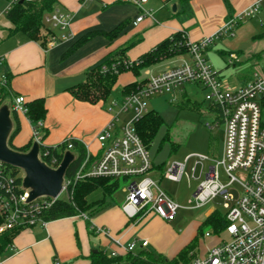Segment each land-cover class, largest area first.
Here are the masks:
<instances>
[{
    "label": "crops",
    "instance_id": "obj_1",
    "mask_svg": "<svg viewBox=\"0 0 264 264\" xmlns=\"http://www.w3.org/2000/svg\"><path fill=\"white\" fill-rule=\"evenodd\" d=\"M254 1L230 0L229 10L226 0H190L192 14L188 15L177 0H147L143 6L149 14L135 24L141 10L131 0H58L56 8L72 16L68 36L63 38L62 32L43 29L44 38L33 40L22 31H13L15 26L6 15L13 0H0V87L5 76L12 93L23 95L26 103L44 99L47 107L43 121L45 131L42 132L45 145L55 146L74 138L98 158L101 155L98 134L114 117L108 110L110 102L115 99L113 92L119 91L117 99L122 98L124 86L136 80L127 74L132 73L134 77L133 72H122L106 102L83 101L73 94L71 88L86 79L89 67L119 49L125 50L120 54L128 60L136 61L177 32H184L191 41L209 37L225 24L231 14L240 13ZM174 5L176 10L172 8ZM124 21H128V25L115 39L99 34L63 57L87 32L111 31ZM53 35L57 37L54 43L51 41ZM221 46V55L225 52L227 57L230 52H235L239 56L233 66L245 63L260 70L264 61V10L242 21L233 36L221 41ZM211 50L212 46L206 53L208 60ZM251 75L238 76L239 84ZM11 101L12 97L8 96L9 105ZM18 118L21 128L13 138V144L22 147L33 138V123L26 114H19ZM72 152L77 155L76 150ZM103 209L101 214L99 212L91 218V224L75 215L49 221L45 227H23L12 241L11 246L15 250L9 248L0 258L2 264H90V255L98 250L126 255L128 252L115 239L124 245L133 239H148V249L172 258L197 235L201 225L194 236L190 226L177 234L171 231L173 221H165L154 213L131 221L121 207ZM92 224L110 229V235L94 232ZM161 229L166 232H159ZM222 241L226 240L207 228L200 237L196 256L206 255L210 248ZM139 249L143 248L136 250Z\"/></svg>",
    "mask_w": 264,
    "mask_h": 264
},
{
    "label": "built area",
    "instance_id": "obj_2",
    "mask_svg": "<svg viewBox=\"0 0 264 264\" xmlns=\"http://www.w3.org/2000/svg\"><path fill=\"white\" fill-rule=\"evenodd\" d=\"M18 1L36 0H13L12 4ZM131 1L141 10L135 21L137 24L149 14L143 6L147 0ZM262 10L264 0H255L240 13L229 17L215 34L198 41H191L187 37L184 44L187 53L176 55L171 68L163 72H156L153 68L147 70L149 73L142 85L123 94L122 98L112 100L108 110L114 117L97 137L101 155L95 158L86 148V156L74 176L65 178L63 192L68 196L65 200H70L69 188L79 180L124 178L129 181V185L126 188V201L121 208L129 220L135 221L154 213L165 221H174L181 206L160 186L159 180L151 177L157 165L138 132L137 123L150 110L148 100L151 97L163 96L170 103H178L187 97L186 85L195 84L204 91L205 108L212 116V121L207 122L206 126L213 129L223 124L222 156L220 159H211L205 154L188 155L183 162L169 163L164 178L179 182L185 175L188 180L204 176L193 193L191 205L186 208L202 207L221 196L227 211L225 216L228 224L225 230L230 240L213 246L206 255L195 256L189 264H264V72L255 70L247 81L233 85L224 78L221 71L212 67L206 57V52L216 39L233 36L239 23ZM71 22V14L59 8L46 13L43 18L44 29L51 32L52 28H57L63 33V38L68 36ZM51 38L53 43L57 40L55 35ZM226 59L229 65H235L239 56L230 52ZM132 63L130 60L124 61L125 65ZM101 70L104 73L112 71L120 74L117 64L111 67L104 65ZM6 81L3 76L1 83ZM10 107L19 114L28 111L23 95L15 96ZM130 111L133 117L121 124V113ZM43 128V121H39L37 127L33 126L34 141L40 143L39 157L50 167L57 168L61 161L58 162L51 149L40 139ZM66 142L67 150L73 151L75 144L71 138ZM193 157L195 162L189 173L186 165ZM210 159L214 164L207 166L206 162ZM5 166L0 161V210L5 218L0 225V233L15 226L45 227L49 221L43 218V213L60 197H39L29 202V190L23 188V173L18 189ZM220 167L228 177L227 183L220 179ZM198 168L199 176L196 175ZM79 215L89 219L86 213ZM91 230L106 235L111 233L110 229L94 224ZM115 242L126 252L149 246L148 239H133L125 245L119 239H115ZM110 254L119 255L117 251Z\"/></svg>",
    "mask_w": 264,
    "mask_h": 264
},
{
    "label": "trees",
    "instance_id": "obj_3",
    "mask_svg": "<svg viewBox=\"0 0 264 264\" xmlns=\"http://www.w3.org/2000/svg\"><path fill=\"white\" fill-rule=\"evenodd\" d=\"M183 3L185 10L192 14L190 0H180ZM227 5L230 8V0H226ZM58 4V0H36V1H18L13 3L7 10L8 19L14 24V32L22 31L27 34L33 40L43 39V35L40 37V33L44 29L43 18L46 13L52 12ZM232 16V14H231ZM128 25V21H124L117 25L111 31L93 30L83 35L64 55L68 56L76 49L87 43L95 36L102 34L109 39H115ZM240 25V23H239ZM238 25V26H239ZM187 35L184 32H177L171 37H168L157 45H155L150 51L143 54L136 61H133L131 65H125L124 61L128 60L125 56L120 54L124 53V49H119L112 54L107 55L103 59L99 60L95 64L89 67L86 79L71 88L73 94L80 100L89 102L107 101L113 92L118 75L112 71L104 73L101 69L104 65L111 67L113 64H117L120 69V74L125 71H131L137 77L141 76L144 72L151 69L153 66L159 64L163 59H168L173 56L187 53V48L184 45ZM226 55L225 52H222ZM145 79L139 81L136 80L124 86L123 94L129 93L134 89H137L139 85H142ZM8 96L12 97V101L16 95L12 93L11 85L9 81L1 84L0 87V106L7 103ZM183 105V106H182ZM182 107H196L199 109L198 103H193L189 98H186ZM11 106V105H10ZM28 111L27 117L33 123V126H38L39 121H44L47 116V107L44 99H35L29 103H26ZM19 113L12 111V119L14 122L13 132L9 138V145L19 151L26 152L33 144V138L26 145L17 147L13 144V138L20 131V121L18 118ZM165 124V119L155 110L150 109L137 123V129L141 138L149 149L153 143L157 132ZM45 131V128H43ZM169 138L167 133L164 139ZM75 144L77 151L76 160L69 167L66 178L74 176L81 163L86 156V146L77 139L71 138ZM66 141L55 146L46 145L51 149L53 155L58 159V162L62 161L64 153L67 150ZM172 148L177 149V145L173 144ZM73 150V151H74ZM162 168L163 166H157ZM6 171L11 175L15 187L21 184L22 177L21 171L17 168L5 166ZM119 179L114 178H90L79 180L72 184L69 188L70 200L59 198L54 204L43 213V218L47 221H52L60 218L72 217L81 213L94 214L100 211L106 205V195H113L119 188ZM18 188V187H17ZM19 189V188H18ZM101 189L104 192V197L93 202H88L87 197L94 191ZM4 215L0 210V225L4 222ZM91 224V223H90ZM228 222L225 215H222L217 209L214 210L199 226L197 235L183 247L176 256L169 258L163 253H159L156 250L144 248L135 251L128 252L126 255L111 256L104 250H98L90 255V264H189L196 256V251L199 247L200 237L204 234L205 228L211 229L213 232L220 234L227 226ZM24 226H15L7 229L5 232L0 233V258L9 249L12 241L16 235L23 229Z\"/></svg>",
    "mask_w": 264,
    "mask_h": 264
},
{
    "label": "rangeland",
    "instance_id": "obj_4",
    "mask_svg": "<svg viewBox=\"0 0 264 264\" xmlns=\"http://www.w3.org/2000/svg\"><path fill=\"white\" fill-rule=\"evenodd\" d=\"M177 3L182 2L177 0ZM185 11L188 13V15H190L189 11ZM52 30L54 32L56 31V33L60 32V30L57 28H52ZM41 35L42 33H40V37ZM228 37L231 36H222L221 38L215 40L214 44L212 45V50L209 51L211 52L209 54V62L215 70H220L222 72L224 78L230 84L238 85V76H244L245 74L251 75L256 69L255 67H251V65H247L245 63H240L237 66L228 64L226 56L221 55L219 51L222 48L221 41ZM176 58L177 56L172 57V59H163L159 64L153 66L152 68L156 72L166 71L172 67V61ZM263 64L264 61L260 64V71L262 72H264ZM148 73L149 72H144L139 77H133L132 73L127 72V74L133 78V80L135 79L139 81L143 80L148 75ZM186 90L187 97L185 98H189L193 103H198L200 110L195 109L196 107L193 106L182 107L183 101L181 100L178 103H170L165 97L158 95L153 96L148 100V107L158 112L165 119V124L159 129L153 143L149 148V155L157 166H163L162 168H158L156 166V172L153 173V178L159 180L160 186L173 197L176 203L181 206V208L178 210L176 220L171 223V226L173 227L171 228V231L173 230L175 233L180 234L182 230L190 226L194 236L197 227L204 222V220L211 214L213 210L217 209L222 215L226 214L227 211L223 205V199L221 196H219L202 207L186 208L187 206L191 205L190 200L193 199V193L199 186L204 176L198 177L196 179L191 178L188 180L185 175L181 181L172 182L164 178V172L167 171L169 163L183 162L188 155L192 154H205L211 159H220L224 144V127L223 124H220L213 129H210L206 126L207 122L212 121V116L205 108V93L198 85L188 84L186 85ZM113 96H115L114 98L117 99L119 96V91L113 92ZM132 117L133 113L131 111L123 112L120 115V123L122 124ZM167 133L169 134V138L164 139ZM40 139L44 141L43 133H41ZM173 144L177 145L178 148L174 150L172 148ZM211 159L206 162L207 166L214 164ZM194 162L195 157L191 158L187 162V172H192ZM219 172L221 181L223 183H227L228 177L226 176L222 167L219 168ZM196 175H200V168L197 169ZM119 181L120 186L118 190L112 196L106 195V205L104 206L103 211H107L109 209L111 210L113 208H120L125 203L127 195L126 188L129 185V181L125 180L124 178H121ZM67 197V193L65 192H62L60 195L61 199H66ZM103 197L104 192L101 189H98L92 192L87 197V200L88 202H93ZM111 212H113V210ZM98 213L101 214L102 211H97L94 214L87 213L89 216V223L91 222V218H95ZM153 222H156V220ZM158 226H160V224ZM158 229L159 227H156V230ZM205 230L207 229L205 228ZM159 232L164 233L166 231L161 229ZM220 237L227 241L230 240V235L225 229L220 233Z\"/></svg>",
    "mask_w": 264,
    "mask_h": 264
},
{
    "label": "water",
    "instance_id": "obj_5",
    "mask_svg": "<svg viewBox=\"0 0 264 264\" xmlns=\"http://www.w3.org/2000/svg\"><path fill=\"white\" fill-rule=\"evenodd\" d=\"M173 8L176 10V5ZM13 128L12 110L5 103L0 106V161L23 172V188L29 190V202L39 197L58 199L63 192L66 173L76 160V155L67 150L60 165L57 168L50 167L39 157L38 141H34L26 152L9 145Z\"/></svg>",
    "mask_w": 264,
    "mask_h": 264
}]
</instances>
